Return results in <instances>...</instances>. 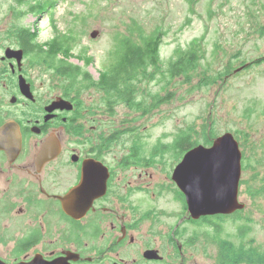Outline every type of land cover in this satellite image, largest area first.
Returning a JSON list of instances; mask_svg holds the SVG:
<instances>
[{
    "label": "flooded vegetation",
    "instance_id": "flooded-vegetation-1",
    "mask_svg": "<svg viewBox=\"0 0 264 264\" xmlns=\"http://www.w3.org/2000/svg\"><path fill=\"white\" fill-rule=\"evenodd\" d=\"M13 2L17 7L7 8L9 19L28 15L25 5ZM27 7L31 11L33 6ZM26 27L0 24V127L9 125L13 140L20 141L14 161L0 151V182L19 189L17 214L30 220L10 257L0 260L7 264L35 258L42 264H224L218 255L222 237H229L238 249L250 246L242 240L248 239L250 226L227 230L228 220L240 218L242 210L195 218L185 194L172 181L153 186V148L143 156L134 128H123L128 122L119 117L121 108L133 110L107 100L102 89L76 92L65 75L71 65L69 36L54 32L38 55L40 45L25 39L26 33L36 38L37 31ZM57 41L61 51L55 49ZM91 89L100 97L92 95L89 101L86 93L83 100L84 92ZM122 130L133 133L128 141L122 139ZM44 147L47 152L38 158ZM83 171L88 185L106 179V186H82L67 204L74 211L69 215L60 200L81 187L77 185ZM240 196L239 190V202ZM203 242L215 249L214 254L202 248ZM229 258L230 264H248L243 255Z\"/></svg>",
    "mask_w": 264,
    "mask_h": 264
},
{
    "label": "rangeland",
    "instance_id": "rangeland-1",
    "mask_svg": "<svg viewBox=\"0 0 264 264\" xmlns=\"http://www.w3.org/2000/svg\"><path fill=\"white\" fill-rule=\"evenodd\" d=\"M54 2L51 19L49 10L34 14L27 7L34 5L21 0L28 15L12 21L7 8L17 6L13 0H0V24H24L31 32L37 31L34 43L40 45L38 55L54 32L59 36L68 35L67 62L84 68L94 80L118 57L119 40L124 36L135 41H139L140 35L160 37L163 64L177 49L186 50L192 43L198 44L204 57L187 77L161 78L156 73L154 78L149 76L137 82L140 91L137 99L144 97L151 106L155 104L150 113L146 110L148 106L131 112L121 108L119 117L128 122L123 128H134L143 156L147 155V149L153 148V186H167L173 169L182 159L174 151L155 154L157 146L170 145L180 131L188 128L195 130L191 133L195 146H204L206 138L213 141L226 132L231 133L242 153L238 186L241 196L239 202L237 193V201L243 208L239 209L242 210L240 218L228 220L227 230L250 226L248 239L255 240V244L246 238L242 240L246 246L256 245L264 252V0ZM93 31L97 32L95 38L90 37ZM81 54L91 58L88 66H84ZM245 63L246 69L240 68ZM227 65L233 73L213 82ZM86 93L89 101L92 95L100 97L97 90L91 89L84 92L83 100ZM129 119L134 121L130 124ZM205 124H208L206 131ZM128 135L124 134L122 139L128 141ZM8 186L0 182L2 259L10 257L11 249L30 224V220L17 214L20 205L15 195L19 189ZM221 239L235 244L227 236ZM202 248L214 254L215 249L208 243L203 242Z\"/></svg>",
    "mask_w": 264,
    "mask_h": 264
},
{
    "label": "trees",
    "instance_id": "trees-1",
    "mask_svg": "<svg viewBox=\"0 0 264 264\" xmlns=\"http://www.w3.org/2000/svg\"><path fill=\"white\" fill-rule=\"evenodd\" d=\"M19 3L21 0H14ZM29 4L34 5L31 8V12L42 13L49 10L51 19L53 18L52 9L54 7L55 0H24ZM24 5V4H23ZM84 20V18H82ZM132 31V27L130 29ZM35 37V36H34ZM34 37L29 34H25L27 43L34 44ZM139 41L133 40L132 37L124 36L120 41L119 56L114 58L109 64L108 69L101 73L97 80H94L91 75L85 71L84 68L77 65H69V70L65 75L73 82V87L76 92L80 93L83 89H102L105 92L107 100L112 103L120 101L122 104L127 105L131 110L143 109L148 106L149 113L154 108L148 104V100L144 97L140 100L136 99L138 91L137 82L142 78L155 77L156 73L160 74V77L175 78L182 75L186 76L196 70L200 61L204 57V52L198 47L197 43H192L188 49H177L173 57H171L166 64H163L160 58V37L154 35L147 37L140 35ZM56 51L62 50V44L57 41L55 47ZM70 50V46L68 47ZM83 57L84 66H88L91 62V58L81 54ZM264 59V58H263ZM258 60L256 63H259ZM246 64L240 66L246 69ZM164 67V68H163ZM159 68L162 71H159ZM63 73V74H64ZM233 73L231 67L227 65L223 71L217 73L216 77L212 80H221L224 76H230ZM119 98V99H118ZM208 124L203 125V130L206 131ZM191 133H195L194 128H188V131H180L168 146H157L155 154L162 155L164 150L174 151L176 156L181 159L184 152L196 145L191 138ZM206 133V132H204ZM209 133V132H207ZM121 134H133L130 130H122ZM212 140L206 138L204 146H210ZM174 146V147H173ZM242 162V161H241ZM219 261H223L224 264H230L229 257H235L237 255L244 256V262L248 264H264V252L260 249V252L252 245L244 250L242 246L238 249L234 244L226 240H219ZM232 258V260H233Z\"/></svg>",
    "mask_w": 264,
    "mask_h": 264
},
{
    "label": "water",
    "instance_id": "water-1",
    "mask_svg": "<svg viewBox=\"0 0 264 264\" xmlns=\"http://www.w3.org/2000/svg\"><path fill=\"white\" fill-rule=\"evenodd\" d=\"M97 32L90 34L95 38ZM9 125L0 127V151H5L9 161H14L20 150V141H14ZM47 152L42 148L38 158ZM242 153L237 140L229 132L214 138L210 146H195L188 150L175 166L171 181L185 194L188 211L191 216L198 218L205 215H230L243 206L237 201L238 186L242 172ZM85 171L82 173L80 188L72 191L66 198H61L62 207L69 215L74 211L68 202L77 197L82 186H106L105 182L97 181L88 185ZM0 264H7L0 260ZM42 264L38 258L30 263Z\"/></svg>",
    "mask_w": 264,
    "mask_h": 264
},
{
    "label": "bare ground",
    "instance_id": "bare-ground-1",
    "mask_svg": "<svg viewBox=\"0 0 264 264\" xmlns=\"http://www.w3.org/2000/svg\"><path fill=\"white\" fill-rule=\"evenodd\" d=\"M119 56V55H118ZM174 147V146H173Z\"/></svg>",
    "mask_w": 264,
    "mask_h": 264
}]
</instances>
